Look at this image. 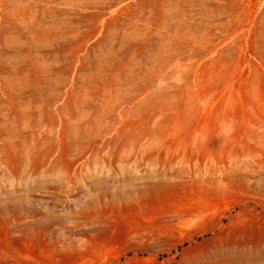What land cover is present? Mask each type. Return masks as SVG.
<instances>
[{"label":"rangeland","instance_id":"obj_1","mask_svg":"<svg viewBox=\"0 0 264 264\" xmlns=\"http://www.w3.org/2000/svg\"><path fill=\"white\" fill-rule=\"evenodd\" d=\"M0 264H264V0H0Z\"/></svg>","mask_w":264,"mask_h":264}]
</instances>
